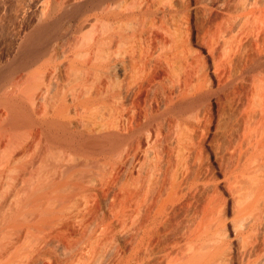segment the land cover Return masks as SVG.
Segmentation results:
<instances>
[{
	"label": "bare ground",
	"instance_id": "1",
	"mask_svg": "<svg viewBox=\"0 0 264 264\" xmlns=\"http://www.w3.org/2000/svg\"><path fill=\"white\" fill-rule=\"evenodd\" d=\"M15 16L0 264H264V0H22Z\"/></svg>",
	"mask_w": 264,
	"mask_h": 264
},
{
	"label": "rangeland",
	"instance_id": "2",
	"mask_svg": "<svg viewBox=\"0 0 264 264\" xmlns=\"http://www.w3.org/2000/svg\"><path fill=\"white\" fill-rule=\"evenodd\" d=\"M21 3H22V0H20ZM20 1L18 0H8V6H7V10L6 11L7 13L6 14H0V39L1 40H4V41H1V42H5L7 43L9 41V36H10V33L9 31L11 32V27L13 28L14 26V23H15V11L18 7L20 3ZM2 17V19H1ZM3 23V24H1ZM2 35V36H1ZM48 262L46 261V264Z\"/></svg>",
	"mask_w": 264,
	"mask_h": 264
}]
</instances>
